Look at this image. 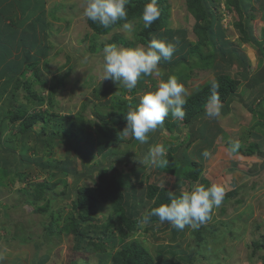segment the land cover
<instances>
[{"label":"rangeland","instance_id":"obj_1","mask_svg":"<svg viewBox=\"0 0 264 264\" xmlns=\"http://www.w3.org/2000/svg\"><path fill=\"white\" fill-rule=\"evenodd\" d=\"M164 1L167 4V0ZM42 2L46 9L43 13L45 28L36 25L33 32L24 39V43L17 40L10 42L9 52L3 51V45L0 44V71L5 66V59H8L9 67L16 62L23 64L17 91L11 90L15 85L13 78L0 77V86L9 79L5 89L0 87V159L4 160L0 164V264H127L125 253L129 255L126 254L128 264H135L139 255L132 257L126 251L132 245V253L146 254V264H151V260L152 264H264V155L260 156L263 151L253 145L254 138L250 133L252 129L264 133L262 124L250 129L248 127L253 123L252 120H244L242 124L241 118L230 114L232 119L229 117V121L231 123L234 120L235 124V139L232 144L227 140L224 145L218 140L219 150L215 155V159L217 156L227 161L218 162L213 168L208 167L198 181L205 186L213 183L222 185L225 196L220 206L211 211L210 219L198 229L186 227L180 231L167 222L161 223L157 217H152L147 224L143 223L142 217L155 207V198L163 201L166 199L160 195V188L175 191L179 196L182 190L190 189L193 182H188L177 190L173 185V170H158L154 164H146L144 170L136 176L132 169L134 164L129 158L138 156L141 142L130 138V135L109 147V150H113L110 152L111 159L107 152L97 153L95 144L89 145L94 143L91 139L82 140L81 145H88L82 152L88 153V149L94 152L92 160L88 162L74 153L69 140L55 139L49 143V137L55 131L58 135L65 132L64 124H57L62 120L61 117L68 116L71 120H76L81 113L91 120L95 109H109L111 94L128 100L132 103L131 107L136 106L143 94L155 90L160 79L166 81L174 74L169 69L160 67L161 77L142 76L138 79L136 90L128 91L118 84L123 89L117 87L116 91L107 93L106 102L102 98H95L94 89L105 86V80L101 81L99 73L104 47L110 44L125 48L146 47L148 43H145L144 37L140 40L143 33L137 29L144 31L150 27H144L141 16L128 19L134 26V33H137L128 38L121 28L124 21L110 29H95L91 21L82 15L84 0ZM176 2L184 6V0ZM202 2L204 7H211L213 0ZM233 2L234 0H227L231 8L237 11L235 17L230 16L232 27L220 30L227 32L223 33L225 37L235 40L229 42L227 38L231 44H227V48L223 41H215V48L227 50L235 47L241 52L245 50L243 53L253 49L250 51V59L246 60L247 68L243 70L248 72V76L254 77L264 68V40L259 45L248 43L249 50L244 48L247 43L241 45L242 33L237 32V24L241 23L245 14ZM257 11L255 19H263L260 16L264 11ZM19 14L0 13V42L12 30L3 24L10 23L16 27L20 22L17 19ZM34 20L35 18L32 19ZM259 27L254 26L257 37ZM179 34L180 29H175L174 35ZM206 49L209 48L205 47L204 50ZM240 57H244V54ZM165 62L167 61L161 60L159 64ZM232 62L234 63L231 65L238 64L235 59ZM242 65L235 70L232 67L225 69L240 78ZM189 72L188 86L184 84L188 96L214 78L212 69L204 72L199 71V68H184L183 73ZM174 76L177 78L176 74ZM151 78H154L153 82ZM244 83L246 81L243 77L240 84ZM248 83L247 80L246 84ZM262 85L264 78L258 86ZM258 93L261 95L259 99H264V90H259ZM10 95L14 97L12 103ZM234 99L237 101V94ZM254 103L253 115L255 112L264 118V107H258L257 102ZM14 105L19 109L17 116L11 114ZM214 107L216 106H210V109ZM239 107L251 116V111L240 104ZM240 108L235 111L236 115L240 113ZM224 119L225 114L212 119L215 124L207 133L209 141L212 136L219 139V134L215 133L223 132L225 126L221 122ZM164 121L167 122L161 126L164 129L149 134L147 146L161 145L166 149V155L174 157L183 133L179 134L180 131L176 129L178 119L169 115ZM85 124L87 123L83 125ZM92 127L89 123L85 128L90 130ZM169 128L175 131L169 132ZM171 134L180 136L174 138L169 136ZM205 141L199 140L198 147H203ZM236 141L240 143L239 149L229 154L228 150ZM215 149L210 150L212 156ZM188 157L191 158L189 153ZM108 164L115 167L119 174L118 180L125 182L126 186L117 190L114 185L111 190L113 192H107L106 196L90 195L95 200H101L105 196L106 201L96 203L91 219L81 224L80 231L85 235V242L83 240L76 245L72 230L66 229L69 223L67 218L77 216L78 212L73 209L75 188L93 187L98 168L108 167ZM36 183L41 188L36 187ZM236 184L239 185V191L238 187L233 190V185ZM151 185H158L160 188ZM35 197L39 199L35 201ZM116 198L120 199V203L115 206L113 203L117 202ZM126 211L131 214L133 221L130 228H122L123 225L118 223L119 217ZM80 212L83 214V211ZM87 236L94 237L96 244H88ZM98 236H103V240L95 238ZM98 244L101 248L95 246Z\"/></svg>","mask_w":264,"mask_h":264},{"label":"trees","instance_id":"obj_2","mask_svg":"<svg viewBox=\"0 0 264 264\" xmlns=\"http://www.w3.org/2000/svg\"><path fill=\"white\" fill-rule=\"evenodd\" d=\"M44 0H0V13L2 14H17L20 13L19 17L17 19L20 21L16 24V27L11 25L10 23L3 24L6 26H9L12 30L8 31L5 35V39H2L0 42L1 45H3L2 50L9 52L11 46L9 45L12 41H19L21 43H24V39L28 37L32 32L33 29H35L36 25L40 26L42 29L45 28L46 23L43 20L45 7L44 3L42 2ZM150 0H130L129 4L126 5L127 8V19H133L134 17L142 16V10L145 4L149 3ZM236 4L237 9L242 11L244 14L247 12V10H250L249 7V1L248 0H234L233 2ZM156 4L159 10V18L154 21L151 25V27L148 30L142 31L141 29H137L138 32L143 33L141 35L145 38V43H148L150 41L149 37L152 33H154L157 29H159L162 25V23H166V15H167V6L165 5L164 0H156ZM229 5V4H228ZM231 6V5H229ZM186 7L187 10H189L197 19L196 25L194 27V32L197 36L198 41L195 44H191L189 46V54L192 57V60L189 61V63H185V60H174V63L172 60H166L167 62L159 64V68L163 67L164 69H169L171 74H176L177 79L182 84H188L187 80H189V74L183 73L184 68L188 67H195L192 66L190 63L197 62L196 67L200 68L202 70H208L212 69L214 78L206 83L203 87L198 89L196 92L192 93L187 97V103L184 105V111L185 116L183 119H178V125L176 129L180 131L179 134L183 133V138L181 139V144L176 149L177 152L174 157H171L169 154L166 155V159L168 160V164L165 167H159L158 170H169L172 169L175 181L173 183L174 187L179 190L181 186L187 184L188 182H193V184L198 183L201 176V165L199 162L195 160H191L188 157V150L191 148V146L197 147L199 151H201V148L198 147V140L201 139V136L204 134V130L211 131L213 129L211 124V120L209 118H204L206 116V111L210 109V106H213L209 103V100L213 94L212 89V83L215 82L218 84V89H216V95L218 96L219 100V108L220 113L223 114L225 112H228L230 109V102L234 99V96L236 95L237 85L239 84V80L241 78H246L249 83L248 85H256L260 83V81L264 78V68L261 69L260 72L253 76H248V72L244 71L243 69L247 68L246 60L240 59V53L237 49H217L215 48L216 42L218 41V32L214 31V24L218 23L219 19L215 17L214 11H212L211 7H207V5L204 7V3L202 0H195V2L191 3L190 0H186ZM199 8V9H198ZM232 9V8H231ZM235 13H237L236 9H232ZM1 16V15H0ZM10 16V15H9ZM253 17L252 13L248 11L246 14V19L241 21V23L238 26V29L242 31L245 34L246 39L258 43L257 38L253 35L252 26L250 23V19ZM35 18L34 21L32 19ZM252 20V19H251ZM26 23V25L23 26V24ZM91 24L94 25L95 29L102 30L103 27L93 23L91 21ZM19 27L21 30L19 31ZM222 29L221 26H218V30ZM137 33H134L136 35ZM262 37H264V29H261ZM11 38V39H10ZM20 39V40H19ZM261 43V42H260ZM205 47L210 48L209 50L205 51L203 50ZM42 48H40L41 50ZM235 57L237 67L234 68L233 64L231 65ZM219 58V59H218ZM6 63L5 66L0 71V77H9L10 79L13 78V81L15 85L12 87V91L15 92L19 88V76L22 73L23 70V64L21 62H16V64L12 67L7 66V60L5 59ZM163 60V59H161ZM221 61V62H218ZM176 61V62H175ZM172 62V63H170ZM169 63V64H168ZM167 64V65H165ZM224 64V65H223ZM243 64V65H242ZM242 65V71L239 72L240 78L236 76V74H231L229 70H226L225 67H228L230 69L231 67L235 70L238 67H241ZM224 69V70H223ZM173 75V76H174ZM145 77V76H144ZM253 77V78H252ZM7 81L9 79L5 80L0 86L1 88L5 89L7 86ZM151 81H154V78H151ZM1 85V83H0ZM104 87L95 88L94 89V97L96 98H102L106 102V94L112 93L114 90L116 91L117 87L122 88V86H118L115 82L111 80H105ZM1 89V90H3ZM103 89V91H101ZM136 90V89H134ZM1 92V91H0ZM256 94L251 96L252 98L255 97ZM12 95H10L11 97ZM11 103L14 101V97H11ZM251 98L248 100L250 101ZM246 102L243 99H240V102H243V104L247 105L249 110H253L251 108L252 102ZM261 103H264V100L261 101ZM14 104V103H13ZM102 105L105 103H101ZM109 109H101L97 108L95 109L92 118L93 119H86V117L83 114H79V118L76 120H71L68 116L61 117V121L57 122V124H64L65 132H62V135H58L59 133L53 132L50 134L49 137V143L54 142L56 139H66L69 140L71 148L74 150V153H77L81 159L84 162H88L89 160H92L91 156L94 154L91 150L88 149V153H83L82 149L85 148L88 145H81V141L85 139H91L94 141V143L89 144L90 146H93L95 144V148L97 153H104L107 152L109 158L111 159V153L113 150H109V147L112 145H115L119 143L120 140L124 138L123 129L126 127V118L125 114L129 110V108L132 106V103H130L128 100L123 99L120 96H113L111 94V98H109ZM216 106V105H214ZM135 107V106H133ZM18 106L14 105V108L12 110V115L17 116L18 115ZM85 118H84V117ZM84 123H87L90 125L92 124V129H86L87 124L83 125ZM163 123H167L164 121ZM201 125V126H199ZM90 127V126H89ZM217 127V126H216ZM215 127V128H216ZM164 129L163 127H159L155 132ZM169 132H174L172 128L168 129ZM179 134H171L169 136L178 137ZM155 135V133L153 134ZM185 136V137H184ZM132 136L130 135V138ZM155 137V136H154ZM153 137V138H154ZM185 138V139H184ZM147 143H141L139 145V154L137 157L129 158V161H132L134 166H132L133 172L136 176H138V172L144 170V166L146 164H141L139 160L142 158L148 156L151 148L154 144L148 145ZM232 146V145H231ZM51 147V145H49ZM255 147H258V144L255 145ZM114 154V153H113ZM94 156V155H93ZM4 163V160L0 159V164ZM160 173V172H159ZM118 173L112 165L108 164V167L100 166L98 168V173L96 176V179L94 180L95 185L93 187H76V183L74 186L76 187V200L73 202V209H76L77 216L68 217L67 220L69 223H67L66 229L70 228L72 230V233L76 237V245L79 244L81 241L85 238L80 231V227L82 223H85L87 220L91 219V214L94 213V207L96 206V203H100L104 200L106 197L107 192H113L111 191L116 186L117 190L118 188L121 189L122 187H125L126 184L123 181L118 180ZM197 181V182H196ZM129 184V183H128ZM202 184V183H199ZM37 185V186H36ZM36 187H40V184L36 183ZM67 185V184H66ZM133 185H131L132 187ZM152 187H157L158 185H151ZM151 187V188H152ZM51 188V187H50ZM158 188H160L158 186ZM160 195H163L166 197L165 201L161 200L160 198H155L154 205L159 206L164 203L169 202V196H178L176 195L175 191L172 192L167 188H160ZM119 192V191H118ZM89 198H88V196ZM91 194H103L105 196L101 197V200H95L90 195ZM152 194V193H151ZM179 194V191H178ZM180 195V194H179ZM87 196V197H85ZM151 196V195H150ZM154 197V196H153ZM35 201L39 199V197L33 198ZM94 201V202H93ZM116 203H113L115 206L116 204L120 203V199L116 198ZM90 208L92 210H90ZM116 208V207H115ZM83 211V214L80 212ZM132 213V212H131ZM133 214V213H132ZM131 214L129 212H125L124 215H121L119 217L118 223L123 225L124 227H131L133 221L130 218ZM158 218V217H157ZM110 219V218H108ZM111 222H113L111 220ZM65 228V227H64ZM119 228V226H118ZM109 230V228H106ZM103 236H98L95 238H100L101 240ZM87 243L88 244H96L94 242V237L90 238V236H87ZM101 248V245H95ZM126 251L129 252L130 256L136 257L139 255V259H137V262L135 264H146L145 260V253H132L133 251V245L130 249H127ZM125 253V260L128 264V257ZM129 256V255H128ZM153 261L151 260V264ZM167 264V263H166Z\"/></svg>","mask_w":264,"mask_h":264},{"label":"clouds","instance_id":"obj_3","mask_svg":"<svg viewBox=\"0 0 264 264\" xmlns=\"http://www.w3.org/2000/svg\"><path fill=\"white\" fill-rule=\"evenodd\" d=\"M220 0H213L212 9L220 23L218 12ZM226 7L235 17V13L227 0H223ZM130 0H84L82 15L93 23L110 29L120 21H124L121 28L128 38L134 33L132 22L127 19V8ZM143 24L145 28L151 27L152 23L159 18V10L156 0H150L142 10ZM244 19V18H243ZM243 21V20H242ZM176 50L172 42L153 38L146 47H120L110 44L104 47L100 61L99 73L101 81L112 80L122 85L126 90L132 91L136 88L138 79L142 76L161 77L159 62L171 60ZM213 94L209 100L216 107L206 111L209 118L220 116L219 100L216 95L218 84L212 83ZM188 92L185 86L175 76H169L165 81L160 79L154 91H149L140 97L135 107H130L125 114L126 127L123 129L125 137L131 135L141 143H147L149 134L156 131L166 117L171 115L174 119H183L185 116L184 105L187 103ZM240 147L239 141L233 143L228 150L229 154L236 152ZM203 157L210 158L212 153L205 149ZM166 149L161 145L151 148L148 156L139 160L141 164H154L165 167L168 164ZM225 196V188L213 183L210 186L193 184L190 189L182 190L179 196H169V202L152 208L142 217V222L147 224L152 217H158L161 223L167 222L172 228L183 231L186 227L193 230L198 229L203 223L210 219V213L215 207H219Z\"/></svg>","mask_w":264,"mask_h":264},{"label":"crops","instance_id":"obj_4","mask_svg":"<svg viewBox=\"0 0 264 264\" xmlns=\"http://www.w3.org/2000/svg\"><path fill=\"white\" fill-rule=\"evenodd\" d=\"M263 4H264V2L261 3L258 0H250L249 1L250 10L248 9L247 12H245V13L247 14L248 11H250L252 13V15H253V17L251 18L252 20L250 19V23H251V26H252L253 35L257 38L258 43H254V42L252 43V41L246 39V37H245L246 33H243L241 31V33H242L241 37H240L241 45L243 46L244 42L247 43V45H246L247 47L246 46L244 47V48H246V50H249V47H250V44H248V43H251L253 45H256V44L259 45V44H261L260 42H262V40H264V37H262L260 35L261 34V29H264V14H261V16H260L263 19H260V18H258L257 20L255 19L257 17V15H256V13L258 12L257 9L258 10L262 9L264 11V5ZM165 5L167 6L166 23L165 24L162 23L163 26H161L154 33H152L151 36L149 37V39L152 40L153 38H155V39H158V40H164V41H167V42L174 43L176 45V50H175V52L173 54V57L171 59L172 61L183 59V60H185V63H189V61L196 60L194 58L192 59V57L190 56L191 53L189 54V46L191 44H195L198 41L197 36H196V34L194 32V27L196 25L197 19L195 18V16L189 10H187L186 0H184V6L183 7L180 5L179 2H176V0H167V4L165 2ZM246 14H245V16L243 15V17H244L243 20L246 19ZM254 23H258V24H254ZM214 25H215L214 31L218 32V40L223 41L222 43L224 44V47L227 48V44L231 45L229 42H232L235 39L231 40L229 37H225V35L223 33L227 34V32L226 31H221V30L218 31V26L219 25L217 23H215ZM258 25L260 26L259 29L257 28L259 30V37L260 38L257 37L255 35V33H254V29H255L254 26H258ZM175 29H180L179 36H175L174 35ZM238 31H240V30H237V32ZM227 38L230 40V41L228 40L229 42L226 40ZM209 49H206L205 51H207ZM233 49H236V48L233 47L231 50H233ZM227 50H229V49H227ZM252 50L253 49H251L250 51H252ZM250 51L249 52L246 51L245 53L239 51L240 56H241V54H244V57H239V58L243 59V60L250 59V55H251ZM177 52H178V54H175ZM234 59H235V57H234ZM190 64L192 66H195L194 68L197 69V67H196L197 62L196 61H195L194 65H193V63H190ZM233 66L237 67L236 64H234ZM199 71H204L205 72L206 70H202V69L199 68ZM191 72H192V70H191ZM189 75H190V72H189ZM241 79H243V78H241ZM241 79H240V81H241ZM244 80L247 83V79L244 78ZM246 83L240 84V82H239V84L237 85V90H236L237 101L238 102L235 99L232 100L230 102L229 111L225 112L223 114H220V116H219V117H222L224 114L226 115V119L222 120V122H221L222 123L221 125L225 126L223 132L219 131V133H215V134H219V139H217L218 138L217 136H216L215 139L212 136L211 141H209L208 137H207L208 130H204L203 131L204 134L201 136V139H199V140L201 141L202 139H205L206 140L205 141L206 144L203 147H201V151H199L197 147L193 148V146H191V148L188 150V153L191 155L190 159L199 162L200 165H201V174H200V176H202V172L203 171L206 172V170L209 169L208 167H212L213 168L216 163H218V162L223 163V162L227 161V160H224V159H220V158H218L216 156V159H218L217 162H216L215 155H216V153L219 150V148H218V145H219L218 140H220L222 142V144L224 145V143L227 140L230 141V143L232 144V142L235 139V136H234L235 129L233 128L234 127L233 125H235V124H233L234 120H232V122L230 123V121H229V117L231 118L230 114L235 115L238 118H241V123L242 124H243L244 120H246L248 122L250 120H252L253 123H251V126L248 127L250 129L253 126H256L257 124H260V125L262 124V127L264 128V118L260 114H257L255 112H254V115H253V112H252L253 110H249L247 108L248 107L247 105L243 104V102H240V99H243L246 102V100L248 101L251 98V100H253V102L251 100L248 101V102H252L251 103V108H254V105L256 104V103H254V101L257 102V106L258 107L259 106L264 107V103H261V101L264 100V99L263 98L259 99V97L261 95H260V93H258L259 90H264V85L258 86V84H256V85H250L249 86ZM185 86H188V84H186ZM254 94H256V95H255L254 98H252L251 96H253ZM236 103H237V105H236ZM238 103L241 105V107L243 106L244 109H247V110L251 111V116L247 112H245V110L241 109L239 107ZM238 108H240L241 111H240V113H238V115H236L235 111ZM204 118L207 119L208 116L206 115V116H204ZM212 119H215V118H210L211 124H213V120ZM238 123L239 122H237V124ZM199 126H201V125H199ZM250 129H248V130H250ZM252 131H254V130L253 129L250 130V133L252 134V136L254 138V141H253L254 144L253 145L258 144L257 148H260L263 151V153H260V156L261 155L263 156L264 155V133H263V131H259V130H256L254 132H252ZM205 149H208L209 151L211 149H215L214 155L211 158L203 157L202 153H203V151ZM234 164H236V162H234ZM260 169H262V168H260ZM217 172H219V171H217ZM234 187H238V191H239V185H237V184H236V186L233 185V190H235Z\"/></svg>","mask_w":264,"mask_h":264},{"label":"built area","instance_id":"obj_5","mask_svg":"<svg viewBox=\"0 0 264 264\" xmlns=\"http://www.w3.org/2000/svg\"><path fill=\"white\" fill-rule=\"evenodd\" d=\"M218 12L220 13V23L223 27L227 28L231 25V12L226 7L223 0L219 1Z\"/></svg>","mask_w":264,"mask_h":264}]
</instances>
